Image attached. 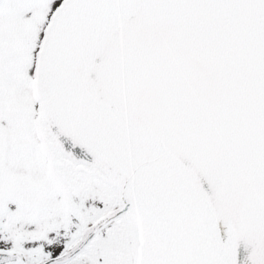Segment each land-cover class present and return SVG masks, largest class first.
Returning a JSON list of instances; mask_svg holds the SVG:
<instances>
[{
  "label": "snow or ice",
  "instance_id": "6c2138e0",
  "mask_svg": "<svg viewBox=\"0 0 264 264\" xmlns=\"http://www.w3.org/2000/svg\"><path fill=\"white\" fill-rule=\"evenodd\" d=\"M0 264H264V0H0Z\"/></svg>",
  "mask_w": 264,
  "mask_h": 264
}]
</instances>
